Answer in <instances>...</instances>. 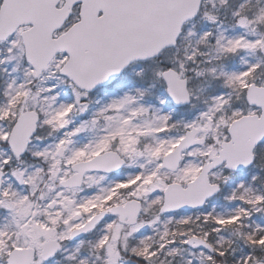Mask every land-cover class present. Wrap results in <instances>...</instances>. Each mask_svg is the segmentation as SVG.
<instances>
[{
    "label": "snow or ice",
    "instance_id": "obj_1",
    "mask_svg": "<svg viewBox=\"0 0 264 264\" xmlns=\"http://www.w3.org/2000/svg\"><path fill=\"white\" fill-rule=\"evenodd\" d=\"M0 264H264V0H0Z\"/></svg>",
    "mask_w": 264,
    "mask_h": 264
}]
</instances>
